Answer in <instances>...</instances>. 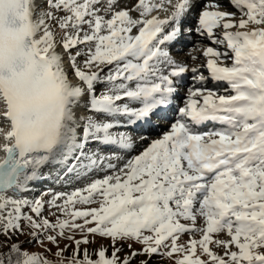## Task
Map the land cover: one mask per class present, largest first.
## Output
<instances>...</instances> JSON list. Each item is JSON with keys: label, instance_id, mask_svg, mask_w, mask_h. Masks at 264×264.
<instances>
[{"label": "snow or ice", "instance_id": "1", "mask_svg": "<svg viewBox=\"0 0 264 264\" xmlns=\"http://www.w3.org/2000/svg\"><path fill=\"white\" fill-rule=\"evenodd\" d=\"M227 6L0 0V264H264V0Z\"/></svg>", "mask_w": 264, "mask_h": 264}, {"label": "rangeland", "instance_id": "2", "mask_svg": "<svg viewBox=\"0 0 264 264\" xmlns=\"http://www.w3.org/2000/svg\"><path fill=\"white\" fill-rule=\"evenodd\" d=\"M126 1H128V0L122 1V4L125 3ZM132 2L133 1L131 0L130 3H132ZM202 44L205 45L206 43L202 42ZM200 46H202V45H200ZM190 51H191V47L189 48L188 52H190ZM201 52L203 53V51H201ZM178 56L182 60L187 58L185 55H182V54L178 55ZM201 60L204 61V58H202ZM189 61H190V59H189ZM202 61H199V62L202 63ZM134 135H139V134L134 133ZM143 146H144V144L141 145L139 148L137 147L135 152L132 154L133 155L138 154L144 148ZM44 173H45V175H44L45 182L43 184H41V186H39L37 189H35L36 192H39L43 189H48V187L51 188L52 190L56 191V192H71L74 189L81 188L80 187L81 185L85 186L92 179L100 178L104 175L103 171L93 172V173H83L82 172L79 175H77V174L65 175L64 178L58 179L60 176L59 172H55L52 169H47V170H45ZM220 238L221 239H227L228 237L226 235H221ZM187 239H188V236L185 235L183 237V240H187ZM108 243L109 242L107 240H101L99 237H97L96 238V244L90 245L89 251H91L93 248H95L99 244H104L105 246H107ZM62 245H63V242H62ZM134 247H139V245H134ZM216 250L221 252V253L223 251L222 249H216ZM109 251H111V249H109ZM126 253H127V248L125 247V250L123 253H121V255H124ZM153 264H174V261L172 259L167 258V257H159L158 256V257L154 258Z\"/></svg>", "mask_w": 264, "mask_h": 264}, {"label": "bare ground", "instance_id": "3", "mask_svg": "<svg viewBox=\"0 0 264 264\" xmlns=\"http://www.w3.org/2000/svg\"><path fill=\"white\" fill-rule=\"evenodd\" d=\"M122 1H124V0H122ZM133 1V0H132ZM131 2V0H128V1H126L125 3H130ZM202 2H204V0H202ZM220 3L222 4V5H225V7L222 9V10H226V11H234V9H232L231 7H228L227 5H228V0H220ZM159 14H162V16H161V18H163V16L165 15V13L164 12H160ZM237 15H239V14H237ZM194 19H195V16L193 15V16H190L189 17V23H192L193 21H194ZM187 38H188V40H185L184 41V44L182 45V48H180V51H177V55L176 56H178V54L179 55H185L187 58H185L184 59V61H186V63H188L190 66L191 65H193V61L189 58L190 57V53H191V51H192V46L195 44V45H197V51L194 53L195 55H197L198 57H199V60L198 61H196L195 62V64L197 65V66H199V65H201V64H203V63H206V60H205V58L203 57V53L201 52V51H203V49H205L206 47H208V46H215V45H210L209 44V41L208 40H206V39H204V38H201V37H199V36H196V35H192L191 37H188L187 36ZM183 39L184 38H182V40H181V44H182V42H183ZM202 42H204V43H206L205 45L204 44H202ZM199 45V46H198ZM200 45H202V46H200ZM191 47V51L190 52H188V50H189V48ZM221 47V50H223V46H220ZM173 48V47H172ZM171 48V49H172ZM62 51V50H61ZM202 58H204V61H202L201 59ZM189 59H190V61H189ZM199 61H202V63L201 62H199ZM198 63V64H197ZM227 63V65L228 66H231V60H229V61H227L226 62ZM205 75H207V72H205ZM191 76V74L189 73V76H186V78H185V80H184V86H182L181 87V89H180V94H181V96H184L185 95V92H186V87L188 86V85H190L192 82H191V80L189 79V77ZM73 79H75V78H73ZM207 87H209V88H216L217 87V85L215 84V82H209L208 84H207ZM225 85H223V84H221V85H219L218 86V91L220 92V93H223L224 92V89H225ZM212 127H215V125H212V124H208L206 127H204L202 130H207V129H210V128H212ZM169 129V122L168 121H165V122H163L162 124H161V127L160 128H157V129H155L154 131H152L151 132V139H156V138H161L162 137V135H163V133L165 132V131H167ZM144 144V146L143 147H146L147 146V144H148V140H144L143 142H137V144H136V148L138 147H140L141 145H143ZM0 155H2V153H0ZM53 171H55V172H59V170H53ZM59 174H60V176H59V178L58 179H60V178H64L65 177V175L63 174V173H61V172H59ZM44 175H45V173H44ZM41 186V185H40ZM84 185H81L80 187L82 188ZM49 188V187H48Z\"/></svg>", "mask_w": 264, "mask_h": 264}]
</instances>
